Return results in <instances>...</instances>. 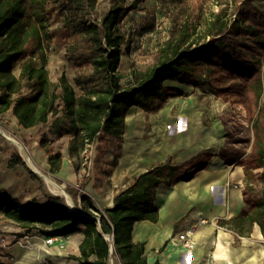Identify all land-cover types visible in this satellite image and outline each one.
Instances as JSON below:
<instances>
[{
  "label": "trees",
  "instance_id": "trees-1",
  "mask_svg": "<svg viewBox=\"0 0 264 264\" xmlns=\"http://www.w3.org/2000/svg\"><path fill=\"white\" fill-rule=\"evenodd\" d=\"M124 2L113 0L98 23L90 20L98 0H0V123L8 113L24 129L45 126L53 119L52 134L69 136V157L77 159L98 138L121 142L131 109L155 113L168 98L183 95L170 83L208 87L221 96L237 88H224L222 80H239L245 84L255 133L252 159L241 165L245 173L242 189L252 210L221 219L218 225L238 236L250 235L258 225L264 237V12L255 0L236 3L235 19L221 10L208 21L204 34L208 41L196 47L188 44L191 27L186 25L161 51L158 65L138 73L136 85L124 88L119 68L122 54L130 46L121 24L125 12L144 0H133L129 8L122 7ZM52 9L59 13L68 33L69 65L89 69L88 74L74 78L75 87L65 76L56 84L50 78ZM41 145L46 146L45 138ZM47 153L51 171L57 173L63 155L51 154L50 149ZM208 161L207 155L199 154L183 163H174L172 158L156 163L126 184L115 195L114 206L104 210L87 194L80 195V202L73 196L76 212L60 196L48 195L46 204L38 199L25 203L0 187V216L27 234L45 238L81 234L80 255L73 257L80 264H110L111 256L121 264H148L143 245L132 240L135 223H156L158 189L192 180ZM250 162L262 169L256 192L252 169L247 166ZM114 164L117 166V160ZM18 165L25 166L13 155L9 167ZM249 191H254L251 198Z\"/></svg>",
  "mask_w": 264,
  "mask_h": 264
},
{
  "label": "rangeland",
  "instance_id": "rangeland-1",
  "mask_svg": "<svg viewBox=\"0 0 264 264\" xmlns=\"http://www.w3.org/2000/svg\"><path fill=\"white\" fill-rule=\"evenodd\" d=\"M132 1L126 0L121 5L129 8ZM240 1L243 0H144L136 9L126 11L121 27L130 49L123 52L119 68V73L123 76V87L136 85L138 73L157 66L161 51L186 25L191 27L188 44L196 47L208 41L204 39L208 21L221 10L227 11V18L235 19L233 12L236 3ZM255 4L264 12V0H255ZM112 6L113 0H98L97 9L90 20L101 22ZM50 26L53 31L48 66L51 81L56 84L65 76L75 87L74 78L88 74L89 69L69 65L66 58L68 33L63 28L61 16L54 9L50 12ZM170 85L180 89L183 95L168 98L164 106L155 113H147L139 108L131 110L126 119L127 129L121 142L107 136L98 138L93 144L86 145L77 159L69 157L71 138H58L52 134L53 119L45 126L24 129L18 125L15 117L8 113L0 123V187L7 189L10 194L25 203L38 199L46 204L47 196L52 195L60 196L68 205L75 206L73 196L85 194L82 190L91 180L98 186L99 179L104 178L107 181L105 185L110 190L109 194L115 197L131 181L122 176L117 182H110V177L119 163H122L123 168L129 166L131 152H140L141 144L151 145L162 140L181 143L196 141L208 147V156L219 155L227 162L239 165L251 161L255 133L251 106L243 82L222 80L224 88L233 85L237 88L221 96L214 94L208 87L200 89L192 85ZM44 138L45 147L41 145ZM126 142H133L136 148L126 149ZM47 149L51 150V154L63 155L62 168L57 173H53L48 164L50 154ZM13 155L20 157L25 166L10 168L9 162ZM116 160L117 166L114 164ZM247 166L252 169L256 192L260 188L262 169L251 162ZM67 169L76 172L78 183L71 179L73 172ZM31 172L36 177H33ZM253 196L254 191H249V197ZM15 227L17 225L5 221L0 216L1 234L10 235L11 240L21 238L25 231L22 229L21 232H14L18 230ZM111 250L113 253V245ZM110 264L121 262L117 257L111 256Z\"/></svg>",
  "mask_w": 264,
  "mask_h": 264
},
{
  "label": "crops",
  "instance_id": "crops-1",
  "mask_svg": "<svg viewBox=\"0 0 264 264\" xmlns=\"http://www.w3.org/2000/svg\"><path fill=\"white\" fill-rule=\"evenodd\" d=\"M125 148L132 150L136 147L133 142H126ZM141 148L140 152H131L129 166L123 168L122 163H119L112 176H109L110 182H117L122 176L132 180L154 164L163 163L168 158H172L174 163H183L199 154L207 155L209 150L203 143H181L174 140H162L151 145L141 144ZM208 157L206 168L192 180L170 187L161 186L158 189L156 205L159 218L156 223H135L132 240L135 244L143 245L148 264H264V237L258 225L254 226L248 236H238L218 225L221 219L236 218L252 210L246 203L242 189L245 179L243 166L227 162L219 155ZM67 170L73 172V169ZM71 179L78 183L76 172H73ZM105 182L107 181L104 178L99 179L97 186L91 180L82 190L92 197L101 210L114 206V196L109 194L110 190ZM77 197L79 201L80 195ZM202 220L207 223L202 224ZM15 228L18 230L14 232L22 231L18 226ZM191 228L195 229L196 246L188 253L172 243V239ZM30 236L29 243L24 245L11 240L10 235L0 233V262L80 264L73 257L80 255L79 246L83 238L81 234L68 236L64 240V248H60L58 243L46 246L45 237L37 234Z\"/></svg>",
  "mask_w": 264,
  "mask_h": 264
},
{
  "label": "built area",
  "instance_id": "built-area-1",
  "mask_svg": "<svg viewBox=\"0 0 264 264\" xmlns=\"http://www.w3.org/2000/svg\"><path fill=\"white\" fill-rule=\"evenodd\" d=\"M63 193L67 196V194L63 191ZM80 202V200H79ZM202 224H206V220L201 221ZM194 234L195 229L191 228L183 233L178 234L175 238L172 239V243H174L176 246H179L183 249H185L188 253L192 252L196 246V242L194 241ZM30 235L25 233L21 238L15 239L20 244H27L30 241ZM68 237H51V238H45V245L51 246L53 244H59L60 248H64V240H66ZM112 251V250H111ZM45 263V262H43Z\"/></svg>",
  "mask_w": 264,
  "mask_h": 264
},
{
  "label": "bare ground",
  "instance_id": "bare-ground-1",
  "mask_svg": "<svg viewBox=\"0 0 264 264\" xmlns=\"http://www.w3.org/2000/svg\"><path fill=\"white\" fill-rule=\"evenodd\" d=\"M20 148H22L21 146H20ZM30 164H31V166H33V164L31 163V161H30ZM48 182H50V180L48 181ZM51 183V182H50ZM52 184V183H51ZM58 188V187H57ZM245 243H247V242H245ZM256 248V247H255ZM255 248H254V250H255ZM248 251V250H247ZM257 252V251H256ZM255 253V252H254Z\"/></svg>",
  "mask_w": 264,
  "mask_h": 264
},
{
  "label": "water",
  "instance_id": "water-1",
  "mask_svg": "<svg viewBox=\"0 0 264 264\" xmlns=\"http://www.w3.org/2000/svg\"><path fill=\"white\" fill-rule=\"evenodd\" d=\"M69 206H71V207L77 212V209L75 208L74 205H70V204H69Z\"/></svg>",
  "mask_w": 264,
  "mask_h": 264
}]
</instances>
